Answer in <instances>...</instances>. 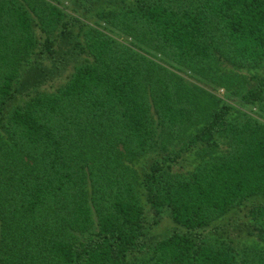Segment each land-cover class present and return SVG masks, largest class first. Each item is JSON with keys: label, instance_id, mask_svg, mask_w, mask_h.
Here are the masks:
<instances>
[{"label": "trees", "instance_id": "obj_1", "mask_svg": "<svg viewBox=\"0 0 264 264\" xmlns=\"http://www.w3.org/2000/svg\"><path fill=\"white\" fill-rule=\"evenodd\" d=\"M97 1L0 0V264H264V0ZM63 42L65 84L19 100Z\"/></svg>", "mask_w": 264, "mask_h": 264}, {"label": "rangeland", "instance_id": "obj_2", "mask_svg": "<svg viewBox=\"0 0 264 264\" xmlns=\"http://www.w3.org/2000/svg\"><path fill=\"white\" fill-rule=\"evenodd\" d=\"M111 1V4H108L106 0L97 1L90 8L88 18H86L85 21L92 24L96 20L95 14L103 8L104 4L107 3L106 6L108 8H115L117 6L116 2L119 0ZM68 10L70 11V7ZM77 62L78 57L76 55H70L69 53L68 43H60V47L57 49V52L53 55V57L40 60L37 66L31 67L27 71L22 70V75L20 78L21 84L18 91V94L20 95L19 100L26 99L27 95H34L37 92H52L59 86L65 84L70 73L72 72L74 64H76ZM222 70L228 73L231 72L230 67L223 66ZM240 73V76L243 77L244 80H246V85H249L252 82L251 77L254 76V74H256V76H259V74L264 73V68L258 69L256 71L243 69L240 71ZM186 79H188L189 82H194L196 84V81L194 79L188 77ZM208 87L211 89V92L213 94L222 98H227V95H231V91L233 88L232 86H230L231 88H228L225 86H219L217 84L209 85ZM172 148L173 147L169 146L168 149L171 150ZM143 161L144 159H141L140 164H142ZM259 201L264 202V198H258L256 200V202ZM246 210L247 209L243 207L239 210L233 211L224 219L217 221L215 224L220 226V234L229 239H232L236 243L242 242V240L247 239L248 230H244L243 226ZM169 227L170 221L168 219H164L159 224L158 228L155 229V237H161L162 235H164Z\"/></svg>", "mask_w": 264, "mask_h": 264}]
</instances>
